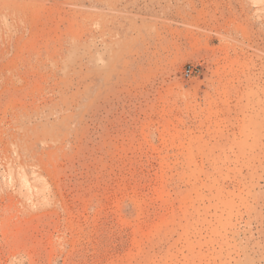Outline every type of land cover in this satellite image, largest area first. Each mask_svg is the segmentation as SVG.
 Instances as JSON below:
<instances>
[{
    "label": "rangeland",
    "instance_id": "obj_1",
    "mask_svg": "<svg viewBox=\"0 0 264 264\" xmlns=\"http://www.w3.org/2000/svg\"><path fill=\"white\" fill-rule=\"evenodd\" d=\"M0 264H264V0H0Z\"/></svg>",
    "mask_w": 264,
    "mask_h": 264
},
{
    "label": "built area",
    "instance_id": "obj_2",
    "mask_svg": "<svg viewBox=\"0 0 264 264\" xmlns=\"http://www.w3.org/2000/svg\"><path fill=\"white\" fill-rule=\"evenodd\" d=\"M203 68L201 65L189 64L186 66L184 74L187 78L198 77L202 74Z\"/></svg>",
    "mask_w": 264,
    "mask_h": 264
}]
</instances>
